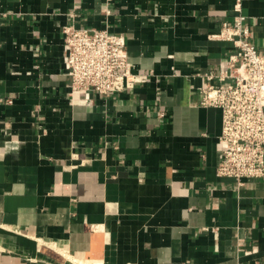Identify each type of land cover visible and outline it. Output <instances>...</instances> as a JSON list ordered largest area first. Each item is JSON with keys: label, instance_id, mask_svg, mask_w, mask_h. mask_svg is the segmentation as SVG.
<instances>
[{"label": "crops", "instance_id": "crops-1", "mask_svg": "<svg viewBox=\"0 0 264 264\" xmlns=\"http://www.w3.org/2000/svg\"><path fill=\"white\" fill-rule=\"evenodd\" d=\"M234 3L0 0V264H264V178L216 176L221 110L198 90ZM241 9L264 53V0ZM71 23L123 35L148 80L71 103Z\"/></svg>", "mask_w": 264, "mask_h": 264}, {"label": "built area", "instance_id": "built-area-1", "mask_svg": "<svg viewBox=\"0 0 264 264\" xmlns=\"http://www.w3.org/2000/svg\"><path fill=\"white\" fill-rule=\"evenodd\" d=\"M233 10V23L209 35L231 42L233 51L223 66L202 73L206 82L198 90L202 106L221 110L223 146L216 176L241 185L245 179L264 178V53L249 41L241 0H235ZM61 33L71 103L90 102L93 93L107 96L133 89L151 75L135 69L121 34L72 23Z\"/></svg>", "mask_w": 264, "mask_h": 264}]
</instances>
